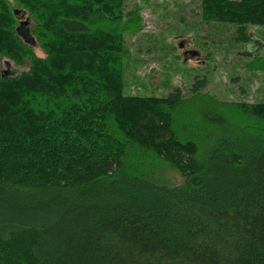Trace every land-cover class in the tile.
Instances as JSON below:
<instances>
[{
  "label": "trees",
  "instance_id": "obj_1",
  "mask_svg": "<svg viewBox=\"0 0 264 264\" xmlns=\"http://www.w3.org/2000/svg\"><path fill=\"white\" fill-rule=\"evenodd\" d=\"M125 3L0 0V62L29 66L0 69V264H264V101L219 100L204 77L132 91ZM200 9L236 41L264 26V0Z\"/></svg>",
  "mask_w": 264,
  "mask_h": 264
},
{
  "label": "rangeland",
  "instance_id": "obj_2",
  "mask_svg": "<svg viewBox=\"0 0 264 264\" xmlns=\"http://www.w3.org/2000/svg\"><path fill=\"white\" fill-rule=\"evenodd\" d=\"M133 6L139 12V28L124 32V78L132 91L161 96L178 86L187 95L191 83L204 77L202 91L219 100L264 101V69L248 67L255 56L264 55V26L248 25L249 40L242 42L235 40L233 24L201 20L200 0H126L124 11ZM31 25L28 18L23 26L26 41L43 56ZM28 68V63L16 66L6 58L0 62V69L10 76ZM181 180L175 170L164 168L165 184Z\"/></svg>",
  "mask_w": 264,
  "mask_h": 264
},
{
  "label": "water",
  "instance_id": "obj_3",
  "mask_svg": "<svg viewBox=\"0 0 264 264\" xmlns=\"http://www.w3.org/2000/svg\"><path fill=\"white\" fill-rule=\"evenodd\" d=\"M15 13H17V11H15ZM27 19L24 21V22H22L21 24H26L27 23Z\"/></svg>",
  "mask_w": 264,
  "mask_h": 264
}]
</instances>
